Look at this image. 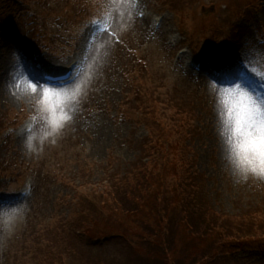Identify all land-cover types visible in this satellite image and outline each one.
<instances>
[{"label":"rangeland","instance_id":"1","mask_svg":"<svg viewBox=\"0 0 264 264\" xmlns=\"http://www.w3.org/2000/svg\"><path fill=\"white\" fill-rule=\"evenodd\" d=\"M16 1L0 17V38L23 50L33 72L79 59L74 82L47 87L80 90L75 100L44 101L45 86L33 91L35 80L15 82L1 70L0 198L16 197L0 204V264H202L205 258V264H264V251L242 247L223 255L228 249L218 247L241 233L243 241L262 235L251 218L255 206L264 212V177L241 172L228 106L203 66L237 46L236 61L264 75V0ZM102 11L107 29L79 54L85 20ZM183 47L201 64L199 74L186 71ZM53 103L56 118L71 117L58 129L47 110ZM143 158L157 168L132 195L123 183L137 175ZM192 178L202 184L189 212L198 214L195 203L204 199L235 226L233 235L215 244L210 238L201 248L185 237L199 223L186 222L170 197ZM137 197L158 202L154 212L133 207ZM36 231L43 243L24 250ZM155 235L160 240L153 242Z\"/></svg>","mask_w":264,"mask_h":264},{"label":"snow or ice","instance_id":"2","mask_svg":"<svg viewBox=\"0 0 264 264\" xmlns=\"http://www.w3.org/2000/svg\"><path fill=\"white\" fill-rule=\"evenodd\" d=\"M100 20H92L90 24L99 26ZM228 75L231 77L230 86L219 90L223 102L228 106V115L233 123V132L239 137L235 142L234 151L238 156V165L241 172L249 171L264 177V97L257 99L248 90L251 87V77L242 74L240 70H233ZM38 79V78H37ZM32 83V89L37 88ZM80 85L75 90H52L47 86L43 89L44 101L49 97L53 100H75ZM57 104L48 106L51 123L54 129L62 127V121H68L71 117L61 114L56 118Z\"/></svg>","mask_w":264,"mask_h":264},{"label":"trees","instance_id":"3","mask_svg":"<svg viewBox=\"0 0 264 264\" xmlns=\"http://www.w3.org/2000/svg\"><path fill=\"white\" fill-rule=\"evenodd\" d=\"M149 174L150 173L139 171L132 180L128 178V180H131V181H128V184H125L126 182L123 183V187H124L123 191L129 188L130 194L132 195H136L137 191L140 193V186L142 184L141 183L137 184V183L144 180ZM190 181L192 182V184L187 185L186 188H185V185H183L182 187H178L170 195V197L173 200L175 199L177 202L180 203V210L184 211L183 217H185L186 222H188V220L190 221L194 220V221H197L199 224H201V225L197 224V227L195 229H193L190 233H187V235H185V237H188V241L192 242L196 240V246L198 248H201L202 245L210 238L213 239L214 244H215L216 242L219 241V238L222 237L225 233L233 235L235 226L232 224L224 223L223 216L219 214L217 210L210 211L204 199H202L200 202L195 203V209L200 216L198 214H191V212H189L190 211L189 205L193 201L194 197L195 199L197 197L195 192L197 191V189H199V185L202 184L200 180L197 181L196 179H193V180L190 179ZM183 188L187 189L189 192H186L185 189ZM179 189L183 190L182 195L178 194ZM201 190H202V187L200 186V191ZM190 197H191V201L189 200ZM137 198L139 200V203H136V204H135L134 199L133 198H132L133 200L131 199L133 207H137V209H139L143 213H145L146 209L148 210V213L154 212L158 202L155 204V200L151 198H148V199L139 198V197ZM182 203H185L186 205L184 204L183 205L184 207H182ZM263 206H264V203L262 201V206H259V207H262L263 209ZM257 207L258 206H255V208H253V212H255V215L253 216V218H251V220L259 222L262 225V226H259L260 228H263L262 235L256 239H250V240L247 239L246 241H243L240 239H244L246 237V234L241 233V235H239L240 239L233 238L229 242H225V241L219 242L220 244L218 246L219 248H221L222 245H224V248L226 247L225 250L228 249L226 252L223 253V255H225V253H228V254L234 253L235 250L242 249V247L243 249H248V250L264 248V219L262 215V213L264 214V212L258 210ZM133 212L134 211L132 210V214H134ZM247 214H250V208ZM132 229H136V223L131 227L130 230ZM147 235H148L147 232L138 234L139 238H145ZM132 238L133 237H131L130 240ZM157 240H160V239H157V236L155 235L153 238V242ZM145 241L146 240H144L143 242ZM206 261H207V258H205L202 261V264H205Z\"/></svg>","mask_w":264,"mask_h":264},{"label":"bare ground","instance_id":"4","mask_svg":"<svg viewBox=\"0 0 264 264\" xmlns=\"http://www.w3.org/2000/svg\"><path fill=\"white\" fill-rule=\"evenodd\" d=\"M155 20H157V18H155ZM8 29V28H7ZM169 28H166L163 30L162 34H164L166 30H168ZM94 30V27H88L83 35V42H82V50L85 48V44L87 39L90 37V35H92ZM239 41V39H238ZM11 40L8 38H4L3 36L0 38V82L3 80L2 75L6 74L9 75L10 72L12 73V76L14 78V81H20L22 83L26 82V79L23 76V70L22 67L18 64V60L16 58V55H18V53H20L19 51L22 52L23 56L21 55V58L27 63V61L23 58L24 57V53L23 50L19 49H15L14 50V46L12 47L11 44ZM237 52V46H232L227 48L226 52L222 55L220 61H213L210 66L212 67L213 70H208L207 68H205V72H207L208 76H217L220 78H223V76L225 74L230 73L231 71L234 70V67H238L241 66L239 64V62L236 61V56L235 53ZM184 58L185 59H189L190 55L186 52H184ZM21 54V53H20ZM13 57H15V59H13ZM29 66V64H28ZM1 70H3L4 74L1 72ZM42 74V73H40ZM38 74V75H40ZM9 77V76H8ZM256 85H252L253 88H258L256 89L257 91H262V85L261 82L259 80H256ZM264 85V82H263ZM256 86H260V87H256ZM251 91V90H249ZM261 97H263V95H261ZM103 131V130H102ZM109 163L114 164L115 159L112 160V157L107 158ZM21 195V194H20Z\"/></svg>","mask_w":264,"mask_h":264}]
</instances>
